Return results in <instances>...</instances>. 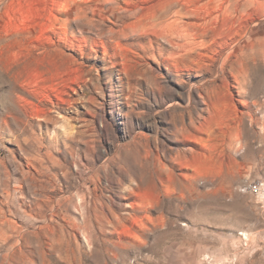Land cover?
<instances>
[{
  "label": "rangeland",
  "instance_id": "374dc122",
  "mask_svg": "<svg viewBox=\"0 0 264 264\" xmlns=\"http://www.w3.org/2000/svg\"><path fill=\"white\" fill-rule=\"evenodd\" d=\"M263 3L0 0V264H264Z\"/></svg>",
  "mask_w": 264,
  "mask_h": 264
},
{
  "label": "built area",
  "instance_id": "2783aa9c",
  "mask_svg": "<svg viewBox=\"0 0 264 264\" xmlns=\"http://www.w3.org/2000/svg\"><path fill=\"white\" fill-rule=\"evenodd\" d=\"M239 189L243 192L245 191H251V192H262L264 193V183L261 181H250V182H245L243 184H240ZM259 193V194H262Z\"/></svg>",
  "mask_w": 264,
  "mask_h": 264
},
{
  "label": "bare ground",
  "instance_id": "6f19581e",
  "mask_svg": "<svg viewBox=\"0 0 264 264\" xmlns=\"http://www.w3.org/2000/svg\"><path fill=\"white\" fill-rule=\"evenodd\" d=\"M254 2V1H253ZM258 2V1H257ZM261 3V2H260ZM264 4V3H263ZM177 29H179V28H177ZM178 31V30H177ZM184 31V30H183Z\"/></svg>",
  "mask_w": 264,
  "mask_h": 264
}]
</instances>
